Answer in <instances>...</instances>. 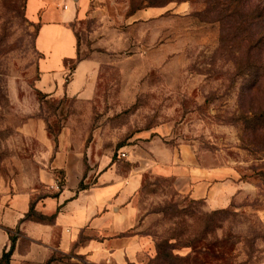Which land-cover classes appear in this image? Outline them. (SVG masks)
Segmentation results:
<instances>
[{"label": "rangeland", "instance_id": "rangeland-1", "mask_svg": "<svg viewBox=\"0 0 264 264\" xmlns=\"http://www.w3.org/2000/svg\"><path fill=\"white\" fill-rule=\"evenodd\" d=\"M75 2L86 94L39 87V24L27 0H0L10 264H264V81L242 93L247 58L264 62V47L250 49L260 30L221 42L211 0ZM95 205L105 229L77 223ZM65 207L76 226L68 254L49 249L59 230L46 249L32 237Z\"/></svg>", "mask_w": 264, "mask_h": 264}, {"label": "crops", "instance_id": "crops-1", "mask_svg": "<svg viewBox=\"0 0 264 264\" xmlns=\"http://www.w3.org/2000/svg\"><path fill=\"white\" fill-rule=\"evenodd\" d=\"M76 0H27L26 12L27 17L39 24L36 36V48L41 53L40 71L41 78L39 87L48 92L59 90L67 91L70 94L84 92L88 89L85 87L87 77L86 70L91 66L89 60H79L76 62L67 87L62 85L64 80L63 74L67 71L66 63L71 59L78 57V39L73 28V23L79 17V11L76 7ZM82 6L85 0H79ZM66 4V7L63 4ZM61 213L57 209L54 213L43 214L50 217L56 213L52 219L54 224L44 225L42 223L34 224V233L32 237L41 241V246L46 249L45 245H53V237L57 230L60 232V239L57 246H50V250H59L65 254L69 253L71 243L75 236L72 235L76 229L75 225L69 224L68 207H65ZM106 217L104 212L84 209L81 215L76 217L77 223L82 224L85 219L90 221V226L95 229H105L103 220ZM26 215L22 220H26ZM31 236V235H30ZM43 244V245H42ZM10 236L4 231H0V262L4 251L10 248ZM90 252L91 249H83ZM119 250V249H117ZM15 251V250H14ZM84 252V251H83ZM94 252V251H93ZM14 253V252H13ZM111 254H114L112 252ZM13 255V254H12ZM12 257V256H11Z\"/></svg>", "mask_w": 264, "mask_h": 264}, {"label": "trees", "instance_id": "trees-1", "mask_svg": "<svg viewBox=\"0 0 264 264\" xmlns=\"http://www.w3.org/2000/svg\"><path fill=\"white\" fill-rule=\"evenodd\" d=\"M250 1L251 0H211V2H213V9L211 12L214 16H217V20L225 23L226 27L224 30L225 32H223V37H221V42L224 40H233L242 32L247 33L249 37H253V33L257 32L254 30L256 28L260 30L261 33L257 39L253 38L251 40L250 49L259 50L264 47V4L258 3L251 5L249 3ZM225 5H227V8H224ZM223 10L225 14H223ZM205 13H209V11L207 10ZM79 60L78 55L76 59H71L69 61H74L76 65V62ZM246 61L249 68V72L246 76L252 81V85L245 87L242 93L245 90L250 92L256 83H262V81H264V62L257 63L252 57H248ZM85 188L86 187H81L80 190ZM55 216L56 213L50 217L42 215L41 218L53 219ZM28 217H30V211L26 214V218ZM10 240V248L4 251L0 264H10L11 256L16 248L17 237L15 235H10ZM51 262L52 259L47 263Z\"/></svg>", "mask_w": 264, "mask_h": 264}]
</instances>
